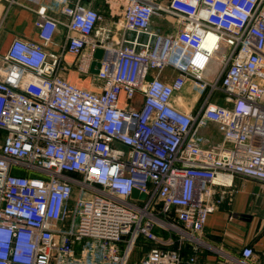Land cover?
Here are the masks:
<instances>
[{
  "label": "built area",
  "instance_id": "obj_1",
  "mask_svg": "<svg viewBox=\"0 0 264 264\" xmlns=\"http://www.w3.org/2000/svg\"><path fill=\"white\" fill-rule=\"evenodd\" d=\"M51 1L37 10L39 42L14 38L2 57L0 264H87L84 241L100 244L102 264H127L140 236L153 246L137 264H183L186 243L207 246L199 234L225 193L213 198L214 186L264 182V0H113L114 32L93 7ZM48 8L67 17L65 48L98 90L59 74ZM155 15L177 29L151 28ZM188 82L203 96L196 114L175 97ZM137 93L138 105H119ZM208 122L221 140L204 147L195 137Z\"/></svg>",
  "mask_w": 264,
  "mask_h": 264
},
{
  "label": "crops",
  "instance_id": "obj_2",
  "mask_svg": "<svg viewBox=\"0 0 264 264\" xmlns=\"http://www.w3.org/2000/svg\"><path fill=\"white\" fill-rule=\"evenodd\" d=\"M167 1L158 0L160 4H166ZM69 2L97 9L103 16L100 22L101 27L112 32L115 31V25L122 19L121 10L112 3L113 0H110V4L105 0H69ZM51 4V0H0V68L7 66L2 57L14 38L39 42L36 26L37 10L42 5L50 6ZM47 13L60 22L55 30L53 41L45 48L48 52L59 55V74L78 87L98 90L99 82L91 75L80 74L75 68L76 56L65 48L67 29L64 24L67 22V17L58 10L50 8L47 9ZM160 17L154 16L153 20L157 23L156 20ZM171 19L174 28L166 33H172L177 29L175 20ZM93 38L102 42L110 40V38L98 35H94ZM219 64L218 59L211 60L205 72L208 79L216 77ZM135 97H137L135 105H138L140 94L137 93ZM175 97L180 99L179 107L192 114L198 113L203 104V96L196 93L189 82ZM211 102L222 103V95L215 94ZM131 103L124 94L120 95L119 105L121 107ZM195 138L201 146L208 147L220 141L221 134L214 122H208L206 126L198 129ZM222 189L225 191L223 200L212 212L208 213L204 227L199 234L207 246L193 252L186 243L182 248L183 264H189L187 260L192 255L196 256L195 264H264V182L235 176L230 186H214L213 198L218 197ZM158 232L166 238L169 235L165 230L158 229ZM173 237L176 238L175 235ZM146 246L148 247L147 242L140 236L127 264H137L148 251H145ZM244 246L252 248V257L242 258L241 250Z\"/></svg>",
  "mask_w": 264,
  "mask_h": 264
},
{
  "label": "rangeland",
  "instance_id": "obj_3",
  "mask_svg": "<svg viewBox=\"0 0 264 264\" xmlns=\"http://www.w3.org/2000/svg\"><path fill=\"white\" fill-rule=\"evenodd\" d=\"M157 17V15H155ZM157 23L152 20V23L150 25L151 28L155 29L158 32H169L174 28V23L172 22V19L167 16H161L159 19L156 20ZM263 83V81H261ZM133 104L137 103V97H134L132 100ZM4 135V132L0 130V134ZM2 135H0V142L2 140ZM84 250H87V264H102V262L106 263V261L101 260L100 258V252L102 251L100 244H91L90 242L84 241L82 245ZM95 254V256H93ZM83 260V259H82ZM81 264H84L83 261Z\"/></svg>",
  "mask_w": 264,
  "mask_h": 264
},
{
  "label": "water",
  "instance_id": "obj_4",
  "mask_svg": "<svg viewBox=\"0 0 264 264\" xmlns=\"http://www.w3.org/2000/svg\"><path fill=\"white\" fill-rule=\"evenodd\" d=\"M101 54H102V49L101 48H98L95 51V54H94L95 60L93 61L92 67H91L92 73H97V71H98V68H99V59L101 57ZM148 79L150 80L151 77L149 76ZM137 196H139L140 198H144L145 197V194L144 193H141L139 195L138 190L137 189H133L132 190V193H131V197L135 198Z\"/></svg>",
  "mask_w": 264,
  "mask_h": 264
},
{
  "label": "trees",
  "instance_id": "obj_5",
  "mask_svg": "<svg viewBox=\"0 0 264 264\" xmlns=\"http://www.w3.org/2000/svg\"><path fill=\"white\" fill-rule=\"evenodd\" d=\"M2 131V130H1ZM4 132V131H3ZM4 134H5V132H4ZM0 135H2V133L0 134ZM2 136H4V135H2ZM140 238V237H139ZM138 238V239H139ZM144 240L147 242V244H148V247L146 246V250L145 251H147V250H149L152 246H153V244L150 242V241H148V240H146L145 238H144Z\"/></svg>",
  "mask_w": 264,
  "mask_h": 264
}]
</instances>
